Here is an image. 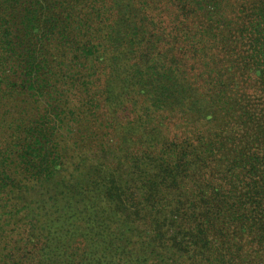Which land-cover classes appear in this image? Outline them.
Listing matches in <instances>:
<instances>
[{
	"label": "trees",
	"instance_id": "16d2710c",
	"mask_svg": "<svg viewBox=\"0 0 264 264\" xmlns=\"http://www.w3.org/2000/svg\"><path fill=\"white\" fill-rule=\"evenodd\" d=\"M0 264H264V0H0Z\"/></svg>",
	"mask_w": 264,
	"mask_h": 264
}]
</instances>
